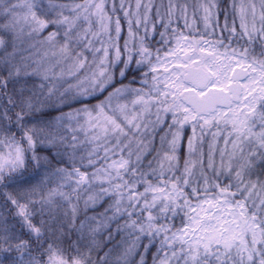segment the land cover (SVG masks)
I'll list each match as a JSON object with an SVG mask.
<instances>
[{
	"label": "snow or ice",
	"instance_id": "snow-or-ice-1",
	"mask_svg": "<svg viewBox=\"0 0 264 264\" xmlns=\"http://www.w3.org/2000/svg\"><path fill=\"white\" fill-rule=\"evenodd\" d=\"M0 264H264V0H0Z\"/></svg>",
	"mask_w": 264,
	"mask_h": 264
}]
</instances>
